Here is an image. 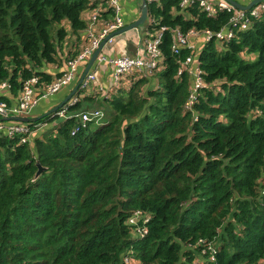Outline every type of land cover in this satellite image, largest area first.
I'll list each match as a JSON object with an SVG mask.
<instances>
[{"label":"trees","instance_id":"1","mask_svg":"<svg viewBox=\"0 0 264 264\" xmlns=\"http://www.w3.org/2000/svg\"><path fill=\"white\" fill-rule=\"evenodd\" d=\"M145 1L154 18L146 36L165 28L162 69L100 99L108 115L99 122L49 114L30 121L26 142L0 136V264H121L127 253L137 264H264V15L202 43L193 57L202 87L188 107L193 81L179 70L190 48L172 52V29L216 33L232 13ZM95 5L0 0V80L9 84L0 100L33 75L50 81L43 65L63 45L66 57L79 49ZM136 213L147 221L133 223ZM208 243L213 259L201 254Z\"/></svg>","mask_w":264,"mask_h":264},{"label":"built area","instance_id":"2","mask_svg":"<svg viewBox=\"0 0 264 264\" xmlns=\"http://www.w3.org/2000/svg\"><path fill=\"white\" fill-rule=\"evenodd\" d=\"M96 2L94 8L90 9L86 16V27L83 30L85 40L81 48L70 51L65 59V70L58 76H54L50 81H43L39 76L33 75L22 82V86L15 95L9 94L11 97L8 101L0 100V136L12 137L19 135L20 143L26 142L31 134L32 123L21 122L10 119L16 117H30L32 109L39 101L45 100L50 96L58 93L61 89L69 86L77 79L78 66L87 59L92 52L98 47L100 41L109 33L120 29L124 26L123 19L120 15L119 0H92ZM151 1V0H149ZM157 1V0H153ZM192 0H181L180 7L186 6ZM247 5L251 0H246ZM200 9L208 16H213L218 10L231 11V17L226 27L216 33L209 30L198 31L191 28L186 33H181L179 29H172V52L177 54L183 47L190 48V54L182 61L179 72L185 71L192 78L193 84L189 95L187 106H191L194 101L195 94L202 87V79L198 64L194 61L196 50L194 45L190 43L191 39L201 37L203 42H206L210 37L215 36L218 40L227 41L235 35L237 31L248 28L252 18H259L264 15V0L253 5L248 10H240L229 4L225 0H198ZM108 9L112 12V16L104 17L103 12ZM149 22H154V18L150 17ZM164 27L155 30L150 37L144 35V56L136 55L129 56L127 53L115 54L110 52H100L97 57V64L88 71L81 86L80 92L69 99L62 107L51 113L52 116H57L62 119L75 117L78 124L84 127L89 122H99L104 117V112L98 108L78 111L76 113L67 112V107L74 104L82 98L83 94H88L91 85H94L97 76V65L105 63L113 73V81L115 87L111 91H107L105 96H110L118 88L127 89L134 80L140 77H152L155 71L163 68V57L159 48L162 39ZM120 35V34H119ZM119 35H114L108 38L105 45L112 46ZM202 42V43H203ZM74 49V48H73ZM112 50V47L109 48ZM9 89L8 81L0 80V93ZM99 92L101 87L98 88ZM42 125L34 124L33 129H40ZM36 128V129H35ZM76 131V127L72 129V134ZM138 218H142L143 222L147 221L145 216H139V213L131 219L135 223ZM140 237L145 233V227L138 231ZM201 243V242H200ZM216 247L213 243H208L201 254L210 251V258L213 259ZM203 264L202 261L195 258L192 262L185 264ZM121 264H137V261L130 255L126 254L122 257Z\"/></svg>","mask_w":264,"mask_h":264},{"label":"crops","instance_id":"3","mask_svg":"<svg viewBox=\"0 0 264 264\" xmlns=\"http://www.w3.org/2000/svg\"><path fill=\"white\" fill-rule=\"evenodd\" d=\"M120 5V15L123 19L124 25L133 22L136 20L140 15V5L142 0H119ZM89 11H86L83 14L84 19H86V16L88 15ZM149 23V17L147 16L146 21L138 26L137 28L131 29L127 32H124L120 34L114 44L112 46L104 45L102 48L103 53L106 52H112L121 54L122 52L127 53L129 56H136V55H142L144 56V35L146 34V25ZM79 39L78 44L75 45L76 48H81L84 40L85 35L84 31H80L79 33ZM76 41V42H77ZM203 39L201 37H197L190 40V43L194 45V49L196 51L199 50V48L202 46ZM112 47V50L109 48ZM254 54L249 55L248 58L253 59ZM65 57H66V47L63 45L61 50L58 51V62L56 64L46 63L43 65L42 70L44 73L49 75L50 77H53L62 71L65 70ZM90 56L85 59L84 62H82L77 69V79L80 77L81 73L83 72L87 61L89 60ZM97 59L93 63L90 69H92L97 64ZM96 81L94 85H91V89L89 90L88 94H83L82 100L84 97H90L91 99L89 101H84L82 103L83 109H92V108H99L100 106V99L104 97L107 91H111L115 85L113 81V73L111 72V69L109 66L105 63L97 65V76ZM76 79V80H77ZM76 80L70 84L69 86L65 87L60 94H54L53 96H50L49 98L45 100H41L38 102V104L32 109L30 113V117H36L39 115H42L43 113L49 111L52 107L60 103L66 95L71 91V89L74 87V84L76 83ZM101 87V91L99 92L98 88ZM7 95H9L8 92H6Z\"/></svg>","mask_w":264,"mask_h":264},{"label":"water","instance_id":"4","mask_svg":"<svg viewBox=\"0 0 264 264\" xmlns=\"http://www.w3.org/2000/svg\"><path fill=\"white\" fill-rule=\"evenodd\" d=\"M227 1L229 4H231L232 6H234L237 9L240 10H248L250 9L253 5L259 3L262 0H251L247 5H242L241 3H239L237 0H225ZM147 19V4L145 0H142L141 5H140V15L139 17L134 20L131 23L125 24L123 27H121L118 30H115L111 33H109L106 37H104L98 47L92 52V54L90 55L89 60L86 63V66L83 70V72L81 73L80 77L77 79L76 83L74 84V87L71 89V91L66 95V97L57 105H55L54 107H52L51 109H49V111L43 113L42 115L36 116V117H16V116H12L10 117V119L13 120H17V121H21V122H30V121H38L40 119H42L43 117L55 112L57 109H59L60 107H62L65 103H67L69 101L70 98H72L75 94L78 93L79 91V87L82 84V81L84 80L86 74L88 73V71L90 70L91 66L93 65V63L95 62V60L98 57V54L102 51V48L104 47L106 41L108 40L109 37L114 36V35H119L122 34L124 32H127L131 29L137 28L138 26L142 25ZM38 169L34 175V177H38L40 172L42 171V167L38 164Z\"/></svg>","mask_w":264,"mask_h":264},{"label":"rangeland","instance_id":"5","mask_svg":"<svg viewBox=\"0 0 264 264\" xmlns=\"http://www.w3.org/2000/svg\"><path fill=\"white\" fill-rule=\"evenodd\" d=\"M75 45H76V46L79 45V44H78V41L76 42ZM254 57H255V56H254ZM76 81H77V80H76ZM73 82H74V81H73ZM73 82H72V83H73ZM72 83H71V84H72ZM63 89H64V88H63ZM63 89H61V90H60L58 93H56V94H60V93L62 92ZM56 94H55V95H56ZM98 107L101 108V109L103 110V112L105 113V117H106V116L108 115V110H107V108L104 107V105H103V106H98ZM44 119H45V118H43L42 120H44ZM40 125H42V127L45 126V125L43 124V122H41ZM215 250H216V249H215ZM200 258H201V257H200Z\"/></svg>","mask_w":264,"mask_h":264}]
</instances>
